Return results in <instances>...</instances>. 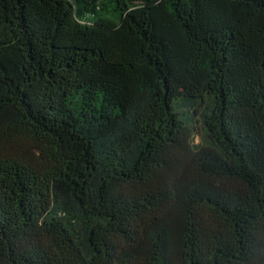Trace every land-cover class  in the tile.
<instances>
[{
    "label": "trees",
    "instance_id": "16d2710c",
    "mask_svg": "<svg viewBox=\"0 0 264 264\" xmlns=\"http://www.w3.org/2000/svg\"><path fill=\"white\" fill-rule=\"evenodd\" d=\"M0 264H264V0H0Z\"/></svg>",
    "mask_w": 264,
    "mask_h": 264
}]
</instances>
